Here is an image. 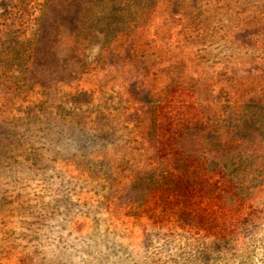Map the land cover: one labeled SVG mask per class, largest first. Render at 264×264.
Returning <instances> with one entry per match:
<instances>
[{
    "label": "rangeland",
    "instance_id": "374dc122",
    "mask_svg": "<svg viewBox=\"0 0 264 264\" xmlns=\"http://www.w3.org/2000/svg\"><path fill=\"white\" fill-rule=\"evenodd\" d=\"M264 0H0V264H264Z\"/></svg>",
    "mask_w": 264,
    "mask_h": 264
},
{
    "label": "trees",
    "instance_id": "16d2710c",
    "mask_svg": "<svg viewBox=\"0 0 264 264\" xmlns=\"http://www.w3.org/2000/svg\"><path fill=\"white\" fill-rule=\"evenodd\" d=\"M262 248L264 249V246Z\"/></svg>",
    "mask_w": 264,
    "mask_h": 264
}]
</instances>
